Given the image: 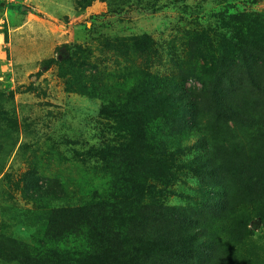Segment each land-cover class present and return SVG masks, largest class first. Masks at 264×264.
I'll return each mask as SVG.
<instances>
[{
    "label": "rangeland",
    "instance_id": "1",
    "mask_svg": "<svg viewBox=\"0 0 264 264\" xmlns=\"http://www.w3.org/2000/svg\"><path fill=\"white\" fill-rule=\"evenodd\" d=\"M174 85L195 124L154 105ZM204 131L264 133V0H0V264H264V219L201 204ZM196 225L221 242L202 256Z\"/></svg>",
    "mask_w": 264,
    "mask_h": 264
},
{
    "label": "trees",
    "instance_id": "2",
    "mask_svg": "<svg viewBox=\"0 0 264 264\" xmlns=\"http://www.w3.org/2000/svg\"><path fill=\"white\" fill-rule=\"evenodd\" d=\"M6 8L10 11H21L22 6L10 4ZM183 93L182 87L174 85L169 93L166 92L155 97L153 95V103L155 106L166 110L181 111L183 115L191 116V120L195 124L197 122L195 118L197 103L195 100L192 103L191 100H186ZM211 95L215 111L224 116L226 115V118L227 115H231L229 123L235 127H240L236 132L247 135L242 127L246 124L255 127L252 119H245L242 113L244 111L243 107L236 102L235 98L231 97L230 92L225 93L216 87ZM232 100L234 101L233 104L231 103ZM226 130L228 133L233 134V131ZM231 138L235 142L236 138L234 136H231ZM194 139L195 143L197 142L201 146L199 149L201 151H199V170L201 176L209 182L206 193L216 195V197L201 202L208 209L219 210L214 215V225L212 227L222 226L229 231L235 229V224L239 221V215L251 210L256 216L264 219V133L261 132L259 139L253 136L249 143L235 142L236 145L241 147L233 145L234 148L231 153L223 149L220 144L221 139L215 132L204 131L199 135H195ZM244 145L249 148L247 149ZM234 200L240 202L234 203ZM244 202L249 207L244 205ZM262 205L263 208L258 210ZM177 217L180 220L194 223L190 216H186L181 212L178 213ZM195 228H198V226L196 225L191 229L185 237L183 235L182 241H191L194 252H198L200 256L203 255V248H216V245L221 243L218 238L214 242L205 235L200 238L198 231L205 232L209 230L200 228L196 230ZM192 235H195L194 239H192Z\"/></svg>",
    "mask_w": 264,
    "mask_h": 264
}]
</instances>
